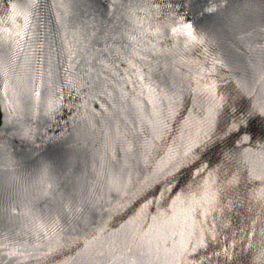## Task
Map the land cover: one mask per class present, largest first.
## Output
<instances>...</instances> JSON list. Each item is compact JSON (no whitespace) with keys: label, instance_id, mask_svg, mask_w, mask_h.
I'll return each instance as SVG.
<instances>
[{"label":"water","instance_id":"95a60500","mask_svg":"<svg viewBox=\"0 0 264 264\" xmlns=\"http://www.w3.org/2000/svg\"><path fill=\"white\" fill-rule=\"evenodd\" d=\"M0 264H264V0H0Z\"/></svg>","mask_w":264,"mask_h":264},{"label":"trees","instance_id":"16d2710c","mask_svg":"<svg viewBox=\"0 0 264 264\" xmlns=\"http://www.w3.org/2000/svg\"><path fill=\"white\" fill-rule=\"evenodd\" d=\"M0 119H1V114H0Z\"/></svg>","mask_w":264,"mask_h":264}]
</instances>
